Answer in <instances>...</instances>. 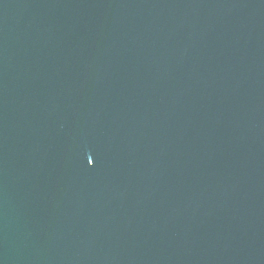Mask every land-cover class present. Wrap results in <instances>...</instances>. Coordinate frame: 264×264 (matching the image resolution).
I'll use <instances>...</instances> for the list:
<instances>
[{"label": "water", "instance_id": "obj_1", "mask_svg": "<svg viewBox=\"0 0 264 264\" xmlns=\"http://www.w3.org/2000/svg\"><path fill=\"white\" fill-rule=\"evenodd\" d=\"M0 264H264V0H0Z\"/></svg>", "mask_w": 264, "mask_h": 264}]
</instances>
